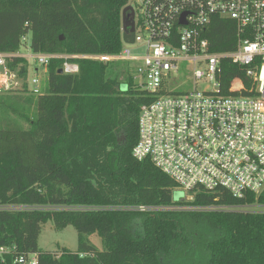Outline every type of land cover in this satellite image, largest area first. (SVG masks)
<instances>
[{"label":"trees","instance_id":"1","mask_svg":"<svg viewBox=\"0 0 264 264\" xmlns=\"http://www.w3.org/2000/svg\"><path fill=\"white\" fill-rule=\"evenodd\" d=\"M129 0H0V52L114 54L121 50L122 9ZM211 51L234 48L235 24L214 17ZM133 34L126 31L128 40ZM76 73L47 68L45 94L25 129L0 128V245L38 251L41 226L71 224L75 251H39V264H264V188L242 198L227 190H194L174 200L175 181L148 158L137 160L138 115L145 92L106 77L111 62L77 59ZM27 74L28 63L14 58ZM248 84L244 68L223 62L231 79ZM2 101H0L1 104ZM139 205L158 209L140 211ZM102 240L98 250L88 236Z\"/></svg>","mask_w":264,"mask_h":264},{"label":"built area","instance_id":"2","mask_svg":"<svg viewBox=\"0 0 264 264\" xmlns=\"http://www.w3.org/2000/svg\"><path fill=\"white\" fill-rule=\"evenodd\" d=\"M129 5L134 30L126 32L133 36L126 40L121 27L122 48L114 54L33 52L30 33L23 34L18 50L0 52V93L39 95L52 59L63 60V73H76L77 59L125 62L131 82L146 95L131 152L135 159L148 158L172 178L183 200H192L197 189L222 188L236 198L258 194L264 188V0H129ZM214 17L235 24L233 49L210 50L206 28ZM14 58L27 61L25 76L20 65L9 66ZM225 60L243 67L249 79L248 84L231 79L227 90L236 94L222 93ZM33 66L41 73L35 68L30 75ZM179 76L203 88L171 86ZM0 264H39V251L0 245Z\"/></svg>","mask_w":264,"mask_h":264},{"label":"rangeland","instance_id":"3","mask_svg":"<svg viewBox=\"0 0 264 264\" xmlns=\"http://www.w3.org/2000/svg\"><path fill=\"white\" fill-rule=\"evenodd\" d=\"M22 50V49H21ZM133 50V48H132ZM131 50V51H132ZM141 52L140 49H135ZM23 52V51H22ZM38 69V73H41L42 68L33 66L30 69L29 74L34 73V69ZM183 64H181V69ZM106 77L115 78L124 87L126 82L130 81L128 66L125 62H112L108 64L105 71ZM183 80H186L184 83ZM180 86L186 90L193 88L202 89L201 82L196 81L193 83V79L189 77L179 76L178 80L171 82V86ZM237 86V83L235 84ZM180 92V91H175ZM45 94V83L42 87L40 96ZM39 95H30V93L24 92H7L0 93V128L1 129H25L28 127V121L26 118H30L36 111V106L33 100ZM185 193L183 190L175 189L173 192L174 200L183 199ZM245 210L259 211L264 210L260 207H246ZM91 243L96 249L102 250V240L98 235L93 234L88 236ZM78 247V234L75 228L71 224H67L62 229H57L52 220H48L41 226V231L37 239V249L41 252H52L59 255L63 249L69 251H75Z\"/></svg>","mask_w":264,"mask_h":264},{"label":"water","instance_id":"4","mask_svg":"<svg viewBox=\"0 0 264 264\" xmlns=\"http://www.w3.org/2000/svg\"><path fill=\"white\" fill-rule=\"evenodd\" d=\"M129 11L130 13V19L126 20V12ZM121 27L123 29V31H126L127 28H129V31L132 32L134 30V12L131 6L127 5L122 9V17H121ZM59 73H63V70L60 68L58 69ZM123 89L126 88V86L124 85V87H122Z\"/></svg>","mask_w":264,"mask_h":264},{"label":"flooded vegetation","instance_id":"5","mask_svg":"<svg viewBox=\"0 0 264 264\" xmlns=\"http://www.w3.org/2000/svg\"><path fill=\"white\" fill-rule=\"evenodd\" d=\"M129 5V4H128ZM130 6V5H129ZM132 7V6H131ZM133 9V8H132ZM133 12H134V10H133ZM130 12L129 11H127L126 12V20H129L130 19V14H129ZM134 17H135V12H134Z\"/></svg>","mask_w":264,"mask_h":264}]
</instances>
